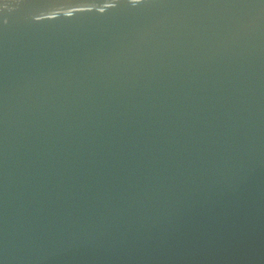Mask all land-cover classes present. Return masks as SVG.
<instances>
[{
	"label": "water",
	"instance_id": "1",
	"mask_svg": "<svg viewBox=\"0 0 264 264\" xmlns=\"http://www.w3.org/2000/svg\"><path fill=\"white\" fill-rule=\"evenodd\" d=\"M0 264H264V0H0Z\"/></svg>",
	"mask_w": 264,
	"mask_h": 264
}]
</instances>
